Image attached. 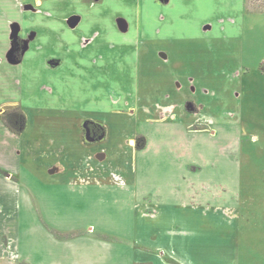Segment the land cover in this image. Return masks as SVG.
I'll use <instances>...</instances> for the list:
<instances>
[{
  "label": "rangeland",
  "instance_id": "obj_1",
  "mask_svg": "<svg viewBox=\"0 0 264 264\" xmlns=\"http://www.w3.org/2000/svg\"><path fill=\"white\" fill-rule=\"evenodd\" d=\"M152 1L53 0L50 10L69 11L72 36L88 41L99 24V32L109 34L112 22L121 31L128 18L139 29L151 17L170 32L165 49L178 57L152 73L149 84L159 91L152 103L161 107L169 94L175 103L163 101L176 110L180 88L187 98L180 108L195 117L182 120L178 109L177 121L146 125L138 119L134 143H144V136L147 146L135 157L121 152L106 159L125 182L107 180L99 189L41 178L31 158L16 155L27 148L22 133L10 132L0 119V176L6 170L16 180L0 183L8 206L0 214V264H264V0H244L243 6L230 0L227 10L211 0H156L159 8ZM38 2L0 0V113L36 103V62L26 57L34 39L36 50L45 51L52 38L51 14L37 17ZM38 19L44 21L36 28ZM81 21L89 22L87 31ZM175 31L181 42L171 38ZM105 48L107 62L117 65L116 83L108 86L113 80L106 79L105 103L123 94L122 103L133 102L134 87L145 86V66L128 59L125 45ZM179 62L180 70L171 67ZM49 73L37 78L48 82ZM99 88H89L86 99L93 102ZM27 131L24 136H36V123ZM225 213L240 214L235 229L223 226Z\"/></svg>",
  "mask_w": 264,
  "mask_h": 264
},
{
  "label": "crops",
  "instance_id": "obj_2",
  "mask_svg": "<svg viewBox=\"0 0 264 264\" xmlns=\"http://www.w3.org/2000/svg\"><path fill=\"white\" fill-rule=\"evenodd\" d=\"M52 1L48 0L49 6L46 7L43 3L44 0H39V4H36V9L39 10L38 14L42 11L51 14V19L46 23L51 28L52 38L48 40L51 47L45 51L36 50L38 40L34 39L31 47L32 56L27 54L26 57V59L33 58L31 63L36 62V93L38 96L36 95V103H23L21 105L27 122L25 130L20 136L21 142L27 143V148L25 147L26 151L16 150V155L27 161L31 158L36 163V168L43 172L44 175L41 178L48 181L67 182L73 185L82 184L91 189L103 188L107 180L111 183L125 182L124 178L121 179L120 175L115 176L114 171L108 168L109 166H105V160L120 155L121 152L136 156L139 149L136 148L134 142L138 137L135 132L137 131L135 124L138 119L146 125L158 121L166 122L170 119L177 121L178 116L175 111L178 109L181 110L178 114L182 120H184L183 116H186L187 121L188 119L192 120L193 116L195 117L194 113H189L185 107L180 108V102L184 105L187 100L181 95L180 88H175L176 98L178 97L177 105H179L176 110L168 102L163 101H173L169 94L164 95L161 99L163 102L161 107L152 103L154 98L157 99L159 93V91L156 92L157 84L155 86L149 84L153 79L152 73H162L167 62H172L173 59L178 58L175 51L170 52L165 49L164 41H167L171 34L161 29L159 24L156 25L151 17H147L145 24L139 26V29L137 27L132 29L130 19L125 18L126 20H122L124 23L123 26L121 25V31L117 29V23L113 24L112 22L108 25V29L113 30L112 33L104 34L105 31L100 33L99 29H103L104 25L100 26L99 24L96 36L89 41L83 40V37L74 38L71 25H68L66 20L70 15L69 11L66 12L62 8L61 13L63 14H56L55 10H50ZM167 1L169 3L170 0ZM152 2L154 4L152 6L155 8L161 6L156 0ZM239 2L242 6L244 5V0H239ZM210 3L213 5L223 3L217 8H226V10L229 5H232L230 0H219L217 3L211 0ZM37 17H40V14ZM42 21L44 20H36V28ZM82 24L83 21L78 26L87 31L89 22L85 26ZM232 25V22L228 23L231 28ZM224 27L221 29L222 32ZM174 33L175 36L171 38H176V41L181 42L182 37L179 32L175 31ZM223 34L221 39H225ZM226 38L231 40L230 36H226ZM91 42L98 46L96 48L91 47ZM106 43L125 45L130 54L128 59L134 60L136 63L141 62L145 66L143 77L145 75L146 83L145 86L141 84L139 88L138 86L134 87L132 91L135 95L133 102L122 103L123 94L112 97L114 99L108 97V101L105 103V84L108 82L106 79L112 78L113 80L108 86L115 84L116 81L112 76L113 72L117 70V68L114 69L117 65L114 66L113 63L107 62L110 57L105 54ZM98 49L101 51L98 52ZM152 58L156 59L157 62L152 63ZM52 60L55 63L56 61L59 62L55 68L48 65V61ZM181 64L180 62L172 63L171 67L175 69L176 66V70H180ZM153 65L155 70L152 69ZM46 71H50L49 81L45 80L44 83H41L37 75ZM96 72L97 75L93 76ZM177 75V79H179L180 74L177 73ZM72 81L74 82L72 83ZM89 88H94V91L95 88H99L93 95V102L86 99ZM119 90H121L120 85ZM87 121H92L99 127L105 128L106 133L100 140L88 142L89 139L84 133V126ZM28 123H36V136L33 133L26 135L29 137L23 135L28 133ZM143 138L145 148L148 140L144 136ZM21 145L23 147V144H20L18 149ZM4 173V176H0V181H2L0 183L13 184L16 181L12 175L13 172L4 170ZM6 198V193L0 191V214L4 212L5 207L8 208L3 203ZM11 199L12 197L9 200ZM229 213H225V218L219 215L226 229L227 227L235 229L238 226L237 219L240 214L236 216ZM89 229L92 230V228ZM19 258L18 252L16 260ZM163 264H169V262L163 261Z\"/></svg>",
  "mask_w": 264,
  "mask_h": 264
},
{
  "label": "trees",
  "instance_id": "obj_3",
  "mask_svg": "<svg viewBox=\"0 0 264 264\" xmlns=\"http://www.w3.org/2000/svg\"><path fill=\"white\" fill-rule=\"evenodd\" d=\"M98 1V0H96ZM2 122L4 125L7 126L8 130L14 134H21L25 128H26V116L24 112L20 108H12L5 110V112L2 114ZM84 133L88 134L89 142H94L100 138H102L106 130L103 127H99L92 121H87L84 126ZM144 147V143H138L136 142V148L142 149ZM242 215L248 213L241 212Z\"/></svg>",
  "mask_w": 264,
  "mask_h": 264
},
{
  "label": "flooded vegetation",
  "instance_id": "obj_4",
  "mask_svg": "<svg viewBox=\"0 0 264 264\" xmlns=\"http://www.w3.org/2000/svg\"><path fill=\"white\" fill-rule=\"evenodd\" d=\"M21 47H23V41H20V48H21ZM23 52H24V51H23ZM23 52H22V54H23ZM17 56H18V57H17L18 59L15 58L14 60L17 61V62H20V60H21V50H20L19 53H17ZM19 58H20V59H19ZM15 106H16V105H15ZM12 108H20V109L22 110L21 106H19V107H18V106H16V107L13 106ZM5 110H8V109H4V110L2 111V113H0V119H1V120H2V114L5 112ZM22 111H23V110H22ZM1 122H2V121H1ZM2 123H3V122H2ZM85 136H86V138H87V137H88V134H87V135L85 134ZM100 139H101V138H100ZM100 139H98V140H100ZM88 142H89V141H88Z\"/></svg>",
  "mask_w": 264,
  "mask_h": 264
},
{
  "label": "water",
  "instance_id": "obj_5",
  "mask_svg": "<svg viewBox=\"0 0 264 264\" xmlns=\"http://www.w3.org/2000/svg\"><path fill=\"white\" fill-rule=\"evenodd\" d=\"M72 25H75V23H73ZM87 135V134H86ZM88 138V137H87Z\"/></svg>",
  "mask_w": 264,
  "mask_h": 264
}]
</instances>
